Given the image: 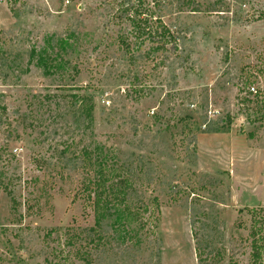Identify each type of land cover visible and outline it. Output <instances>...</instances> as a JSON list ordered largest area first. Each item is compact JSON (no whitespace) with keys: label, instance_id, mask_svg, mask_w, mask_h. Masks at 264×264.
I'll use <instances>...</instances> for the list:
<instances>
[{"label":"rangeland","instance_id":"rangeland-1","mask_svg":"<svg viewBox=\"0 0 264 264\" xmlns=\"http://www.w3.org/2000/svg\"><path fill=\"white\" fill-rule=\"evenodd\" d=\"M258 213L264 0H0V264H251Z\"/></svg>","mask_w":264,"mask_h":264},{"label":"trees","instance_id":"trees-1","mask_svg":"<svg viewBox=\"0 0 264 264\" xmlns=\"http://www.w3.org/2000/svg\"><path fill=\"white\" fill-rule=\"evenodd\" d=\"M140 3V2H139ZM160 41V43H163V45L171 43L174 41L172 38V34L168 28H165L163 26L162 30L158 33L156 36ZM122 45L127 46V49H129V46L125 44L124 41H121ZM159 43V42H158ZM38 65L44 66L45 63L43 60L38 59ZM113 185L108 186V193L105 192V184L101 180H97L94 183H91L88 186H84L80 192V194L77 196L81 198L84 202V205H89L94 212L96 216V225L100 226L101 222L103 221L104 213L108 212L109 210H114L115 208V201L114 198H112L114 189ZM124 195V193H122ZM122 195V196H123ZM116 198V197H115ZM125 199V198H124ZM121 200V201H124ZM118 205V204H117ZM112 207V209H111ZM126 207V206H124ZM121 209H115L114 212L116 213L115 216V224L121 223L122 214L120 213ZM99 219V220H98ZM254 227L252 232V242H251V264H264V256H263V250H264V234H261L264 231V214H255L254 215ZM258 225V228H257ZM262 241V246L259 245V242Z\"/></svg>","mask_w":264,"mask_h":264},{"label":"built area","instance_id":"built-area-1","mask_svg":"<svg viewBox=\"0 0 264 264\" xmlns=\"http://www.w3.org/2000/svg\"><path fill=\"white\" fill-rule=\"evenodd\" d=\"M248 93H249V94H252L253 96H255V95L257 94V90H256V88L253 86V87H250V88L248 89Z\"/></svg>","mask_w":264,"mask_h":264}]
</instances>
